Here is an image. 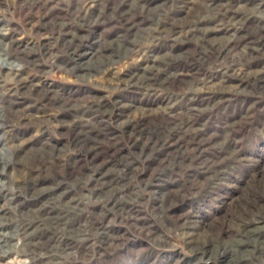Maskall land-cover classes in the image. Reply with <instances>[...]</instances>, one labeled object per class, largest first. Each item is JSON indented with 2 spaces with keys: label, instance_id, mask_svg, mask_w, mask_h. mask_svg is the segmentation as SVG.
I'll return each mask as SVG.
<instances>
[{
  "label": "rangeland",
  "instance_id": "374dc122",
  "mask_svg": "<svg viewBox=\"0 0 264 264\" xmlns=\"http://www.w3.org/2000/svg\"><path fill=\"white\" fill-rule=\"evenodd\" d=\"M0 264H264V0H0Z\"/></svg>",
  "mask_w": 264,
  "mask_h": 264
}]
</instances>
